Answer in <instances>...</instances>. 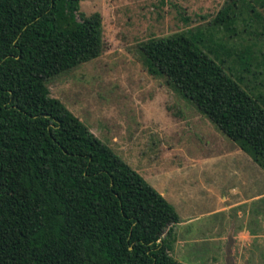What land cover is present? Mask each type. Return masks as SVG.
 Segmentation results:
<instances>
[{"label": "trees", "instance_id": "16d2710c", "mask_svg": "<svg viewBox=\"0 0 264 264\" xmlns=\"http://www.w3.org/2000/svg\"><path fill=\"white\" fill-rule=\"evenodd\" d=\"M78 0H0V264H183L174 207L46 81L95 58L100 14ZM143 65L264 168V0H223L203 24L148 38Z\"/></svg>", "mask_w": 264, "mask_h": 264}, {"label": "rangeland", "instance_id": "374dc122", "mask_svg": "<svg viewBox=\"0 0 264 264\" xmlns=\"http://www.w3.org/2000/svg\"><path fill=\"white\" fill-rule=\"evenodd\" d=\"M222 1L78 0L75 18L100 14L101 51L46 81L51 97L154 188L177 183L197 191L192 201L186 197L199 215L181 226L184 243L169 251L183 264H226V238H217L224 223L209 209L217 205L216 187L222 183L227 189L237 182L236 176L222 178L223 173L232 165L233 171L240 167L247 174L249 157L164 76L146 71L139 46L148 38L205 23ZM245 81L242 87L264 95L263 73ZM226 152L234 156L230 165ZM255 170V190L262 193L259 202L264 205V168ZM240 222L234 221L235 226ZM259 234L264 236L263 226ZM260 242L246 243L253 250L244 249L245 262L233 264H264V240Z\"/></svg>", "mask_w": 264, "mask_h": 264}, {"label": "crops", "instance_id": "0c3cea01", "mask_svg": "<svg viewBox=\"0 0 264 264\" xmlns=\"http://www.w3.org/2000/svg\"><path fill=\"white\" fill-rule=\"evenodd\" d=\"M236 146L244 152L237 144ZM244 153L247 154L246 152ZM226 154L228 155L225 158L230 159V161L228 160L230 165L234 160V156H230L228 152H226ZM247 156L249 157V164L247 163L249 168L248 173L246 174L243 170H240V167L237 171H233L231 165V170H227L223 173L222 178L229 176L234 178V176H236L237 182L230 183L228 185L229 190L228 188L224 189L222 183L220 186L216 187L215 197L217 205L209 209V212L212 211L214 214H220L221 220L224 223L223 235L220 234V237L218 236L217 238H219V240L222 238L224 241L226 238L227 241L225 246V263L227 252L230 255L232 264L235 261L238 263L245 262L244 259L241 258V256L244 257L246 254L243 250H247L248 248L249 251L253 250L251 246H248L246 243L255 244L264 240V236L259 234V230L262 226L264 228V205L259 202V199L263 195L259 190H255L254 186V182L257 179V176L254 175L256 171L255 167L259 165L249 154H247ZM238 162L239 166L243 164L242 161ZM186 188H182V186L177 183L173 185L164 184L161 185V187L159 186V189L155 188L174 207L178 215V222L173 224L170 228L171 237L168 236L167 238V241H171L170 250L173 249L175 244L180 245L184 243L182 238L185 235L182 234L183 230L181 226L190 223L193 218L199 215L193 212V206L188 200L189 197L192 201V197L198 193L190 184ZM186 195H188V197H186ZM237 219H240L241 222L238 223V226L236 225V228L234 221ZM162 237H166L165 233H163ZM189 240L197 241L199 238L191 237Z\"/></svg>", "mask_w": 264, "mask_h": 264}, {"label": "water", "instance_id": "95a60500", "mask_svg": "<svg viewBox=\"0 0 264 264\" xmlns=\"http://www.w3.org/2000/svg\"><path fill=\"white\" fill-rule=\"evenodd\" d=\"M226 264H232V260L228 252H227V257H226Z\"/></svg>", "mask_w": 264, "mask_h": 264}]
</instances>
